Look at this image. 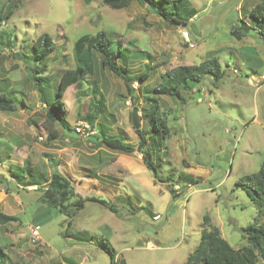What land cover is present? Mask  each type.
Returning <instances> with one entry per match:
<instances>
[{
    "label": "rangeland",
    "instance_id": "rangeland-1",
    "mask_svg": "<svg viewBox=\"0 0 264 264\" xmlns=\"http://www.w3.org/2000/svg\"><path fill=\"white\" fill-rule=\"evenodd\" d=\"M13 1L11 16L0 26V32L12 33L15 44L6 48L0 43V90L13 91L26 106L20 105L11 113L0 110V172L8 178L7 183L0 184V212L19 218L0 223V245L10 258L42 264L41 259L51 256L78 261L85 255V264H111L110 255L100 245L64 237L62 222L67 217L37 201V185L23 187V182H16L11 174L19 173L23 166L27 175L29 167L34 177H26L40 181L41 174L49 176L56 168L68 175L83 168L89 170L91 152L97 147L90 141L100 131L95 125L90 137H82L65 133L54 123L57 137L48 140L46 104L39 99L27 70L34 61L33 40L44 32L51 34L55 44L44 73L50 81L48 86L53 87H47L50 99L61 73L75 66L73 44L83 33L115 31L134 52L129 62L131 71L150 68V77L143 84L134 83L138 100L128 96L123 80L108 69L88 76L80 86H70L65 95L66 116L72 127L84 120L90 103L103 95V111L96 122L108 134L135 146L139 136L132 123V109L138 107L142 125L143 109L148 107L144 94L160 83L162 73L214 56L223 72L218 82L211 74L204 75L192 89L182 90L181 98L160 97L170 134L165 145L157 149L153 144L149 149L165 181H155L148 170L140 175V181L135 179L123 186V200L112 205L113 210L88 201L83 209L75 211L72 229L86 228L98 241L104 237L114 249L113 264H124L123 257L127 264H185L200 240L205 215L234 248L246 244L243 227L264 222V205L259 206L238 183L243 175L258 171L264 164V80L250 67L241 66L235 57L236 39L229 29L239 23L237 2L183 0L180 12L185 17L189 12L193 15L185 26L194 43L190 47L182 38V25L169 24L136 1L125 8H113L103 0ZM255 1L262 0H249V7ZM8 2L0 0V4ZM246 16L253 21L252 31L259 34L264 21ZM144 128H148L145 123ZM126 129L131 130L132 137ZM181 174L195 179L189 181ZM167 175L173 186H181L176 188L182 189L176 197L166 182ZM83 186L76 185L81 196L98 193L94 185ZM101 197L111 204L105 194ZM40 205V217L34 224H38L42 246L31 241L28 228ZM148 240L152 246L147 245ZM41 247L43 256L39 255ZM256 264H264V259Z\"/></svg>",
    "mask_w": 264,
    "mask_h": 264
},
{
    "label": "trees",
    "instance_id": "trees-1",
    "mask_svg": "<svg viewBox=\"0 0 264 264\" xmlns=\"http://www.w3.org/2000/svg\"><path fill=\"white\" fill-rule=\"evenodd\" d=\"M89 2L90 0H86ZM105 4L113 8H125L136 1L144 4L147 10L160 17L169 24L187 26L189 23L191 12L186 14L180 12L183 0H103ZM14 1L0 4V26L3 25L5 19L12 14ZM250 16L256 20L264 21V0L259 2L251 11ZM251 27L247 24L235 25L232 27V35L240 39L246 35V32ZM252 29V28H251ZM3 30L0 32V43L6 48H13L12 33H6ZM262 34V31H259ZM54 40L48 32L41 33L33 40L31 51L33 52V64L27 66L30 81L39 95V99L46 104V127L49 128L48 140H53L57 137V132L52 127L56 123L66 132H72L71 125L67 120V106L65 95L68 88L72 85H82L88 76H95L100 69H108L117 77L123 80L128 96L134 100H138L139 95L134 86L136 81L143 84L149 77V67L139 73H133L130 69L129 62L134 54L132 48L125 41L118 37L115 31L101 30L97 33H83L79 35L73 44V56L75 66L66 68L55 86L53 97L50 99L47 92V87L50 81L44 76L46 71V59L54 50ZM25 55V54H24ZM26 56V55H25ZM28 57V56H27ZM29 58V57H28ZM206 74H211L218 82L223 75L219 60L216 57H210L200 63L181 64L166 70L161 74V81L151 90H147L144 94L145 103L148 105L143 109V123L140 128H135L136 134L139 136L138 144L132 145L125 143L116 135H110L103 132L96 137L95 144L103 145L106 148L122 152L133 153L138 151L142 154L146 167L152 172L154 180L165 181L159 174L158 167L152 159V152L149 146L155 144V148L165 145V140L169 137L170 129L166 124V114L161 109V96H171L181 98V91L192 89L195 85L202 81ZM52 89L53 87H49ZM96 92H99L98 90ZM26 106L24 99L16 98L11 90H0V110L3 112H14L18 107ZM103 95H100L98 100L90 103L89 110L84 115V119L88 120L93 126L103 111ZM144 123L148 128H144ZM76 133V132H75ZM90 137V136H89ZM1 141H0V164H1ZM185 166H189L183 161ZM29 177L32 175V170L27 167ZM19 169V168H18ZM21 169V170H20ZM20 172L12 171V176L16 177L18 183L23 187L37 185L36 191H39L37 201L55 209L60 214L67 218L62 222L64 237H72L78 241H86L93 238L91 235L82 234L80 232L73 233L70 230L72 225L73 213L84 208L88 201L99 203L113 210L112 205L105 198L87 195L81 196L75 189L72 181L57 168L49 175L41 174L42 180L29 179L24 174L26 168H20ZM91 175V174H89ZM39 176V177H40ZM180 177L193 181L194 176L181 174ZM170 175L166 176V182H170ZM8 182L7 176L0 172V184ZM238 183L243 186L252 200L259 206L264 205V164L261 169L256 172L243 175ZM169 189L173 197L180 193L174 188L172 183H169ZM19 218L16 215H8L0 212V223L9 221H17ZM204 229L200 240L194 250L189 253L185 264H256L259 259H264V222H252L246 227H243V237L246 239V244L238 248H234L223 236L221 230L216 226L211 217L204 216ZM98 241V240H97ZM99 245L110 255L111 264H113L114 249L109 246L105 239L101 238L98 241ZM0 263L3 264H26L24 261L12 260L9 254L5 251L4 246L0 245ZM125 264V263H124Z\"/></svg>",
    "mask_w": 264,
    "mask_h": 264
},
{
    "label": "crops",
    "instance_id": "crops-1",
    "mask_svg": "<svg viewBox=\"0 0 264 264\" xmlns=\"http://www.w3.org/2000/svg\"><path fill=\"white\" fill-rule=\"evenodd\" d=\"M237 2V9H238V26L242 24H247L251 28L253 27V21L246 20L248 14H250V11L261 1H255L253 4V7H249L252 3H249V0H234ZM246 6V7H245ZM245 7V8H244ZM246 14V15H245ZM246 16V17H245ZM191 21V17L189 19V22ZM235 25H232L229 29L230 34L232 37V27ZM248 29L246 32V35L241 37L240 39H236V44L233 47V50L236 52V58L238 59V63L243 67H250L256 74L255 76L259 77L260 79L264 80V29H260L262 31V34H258L253 29ZM191 30V29H190ZM192 31V30H191ZM223 47V46H222ZM215 57V56H214ZM205 60V59H204ZM203 60V61H204ZM202 62V61H201ZM194 64V63H192ZM259 68L263 71L260 73ZM262 81H259L261 84ZM100 122H95V127H100V131L96 132L97 135L90 138V141L95 144L96 137L100 136L103 132H105L103 126L99 125ZM75 125V124H74ZM72 127V126H71ZM74 127V126H73ZM72 127V129H73ZM129 137H132L131 130L126 129L125 130ZM133 131V130H132ZM75 136L74 131L69 132ZM42 136V135H40ZM43 137V136H42ZM97 147L94 148V150L91 152L92 156V167L88 169L83 168L80 172L76 174H65L69 176L71 179L75 189L77 188V183L86 185L87 187L94 185L97 188L98 193L95 196L101 197L103 194H105L108 198H110L111 205L119 204L121 200H123V195L121 194V191L123 190V186L127 183H132L133 180L137 179L140 181V175L145 174L149 169L146 167L144 163L143 156L140 152L135 151L133 153H122L110 150L106 148L103 145H100L97 143ZM189 165V163H188ZM59 170V169H58ZM60 171V170H59ZM150 171V170H149ZM12 172V171H11ZM63 173V172H62ZM12 174V173H11ZM64 174V173H63ZM91 174V175H89ZM8 179V178H7ZM168 182V186H169ZM86 186H83L85 188ZM181 187L178 183H175L174 188ZM182 190V189H181ZM181 190L178 192L181 193ZM77 191V189H76ZM88 195V194H87ZM104 198V197H102ZM107 200V199H106ZM108 201V200H107ZM86 205V204H85ZM43 207V205L38 206L34 210V215L30 218L32 220L28 226L29 230L33 228H37L38 224H34V222L37 221V219L40 217V210ZM85 207V206H84ZM83 209V208H82ZM156 217L158 214L155 215ZM73 224V220H72ZM93 224H100L99 222H94ZM83 225H80L82 227ZM100 226H102L100 224ZM64 227V226H63ZM65 228V227H64ZM73 233H82L86 235L93 236L92 239L86 240V241H78L75 240V242L78 243H88V244H96L99 245L97 240L95 239V234L92 231H89L88 229H72V225L70 227V230ZM39 232V230H38ZM62 233V231H61ZM40 234V232H39ZM105 239L104 237H102ZM147 245L152 246V242L148 240ZM41 244V236H40V242ZM42 246V244H41ZM111 247V246H110ZM113 248V247H112ZM40 256H43V250L42 247L40 248ZM36 257V256H35ZM34 258V256H33ZM35 259V258H34ZM111 259V258H110ZM124 262L126 263L124 257ZM36 261V259H35ZM42 264H85L86 261H88V258L84 255L81 260L73 261L69 257H63V256H51L49 259L40 260ZM3 264V263H0ZM27 264H35L33 262H27ZM39 264V262H38ZM127 264V263H126Z\"/></svg>",
    "mask_w": 264,
    "mask_h": 264
},
{
    "label": "built area",
    "instance_id": "built-area-1",
    "mask_svg": "<svg viewBox=\"0 0 264 264\" xmlns=\"http://www.w3.org/2000/svg\"><path fill=\"white\" fill-rule=\"evenodd\" d=\"M181 33H182V38L185 42H187L189 44L190 47H194V43L191 40V36H190V31L187 27L182 26L181 27ZM74 130L75 132L82 136V137H89L94 133V126L86 119L81 120L79 122H77L74 125ZM40 139H43L42 136H39ZM30 233H31V241L34 244H37L40 242V234L37 230V228H31L30 229ZM117 259V258H116Z\"/></svg>",
    "mask_w": 264,
    "mask_h": 264
},
{
    "label": "water",
    "instance_id": "water-1",
    "mask_svg": "<svg viewBox=\"0 0 264 264\" xmlns=\"http://www.w3.org/2000/svg\"><path fill=\"white\" fill-rule=\"evenodd\" d=\"M131 118H132L133 126L137 129L140 128L141 120H140V115H139L137 106H134V108L132 109Z\"/></svg>",
    "mask_w": 264,
    "mask_h": 264
}]
</instances>
